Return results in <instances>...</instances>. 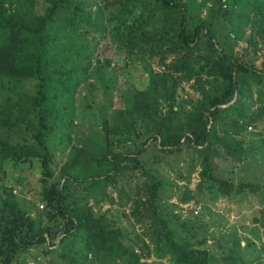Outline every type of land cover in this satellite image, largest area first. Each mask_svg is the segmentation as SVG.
I'll return each instance as SVG.
<instances>
[{
  "label": "trees",
  "instance_id": "trees-1",
  "mask_svg": "<svg viewBox=\"0 0 264 264\" xmlns=\"http://www.w3.org/2000/svg\"><path fill=\"white\" fill-rule=\"evenodd\" d=\"M30 1L42 6L33 20L17 0H0V173L7 163L37 158L41 196L55 226L21 213L12 187L0 180V214L6 217L0 221V264H15L41 244L69 264H165L164 259L219 264L201 241H194L193 219L181 221L173 214L177 205L161 202L169 184L147 170L141 155L152 141L167 153L194 148L202 159L199 193L186 188L179 196L183 203L202 191L217 201L262 189V184L226 177L215 159L221 146L231 149L221 128L259 129L262 121L264 107L258 112L252 107L255 93L264 103V65L256 67L236 47L247 27L255 53L264 44V0H110L119 4L110 28L104 17L99 19L101 8L91 10L90 2L97 0ZM111 34L127 53L155 59L159 70L150 72L146 88H132L124 96L121 129L103 115L102 143L92 140L99 149L95 155L73 142L76 97L96 73L116 69L102 43ZM185 82L198 97L179 98ZM243 143L229 152L233 158L241 159ZM55 146L67 151L64 162ZM142 176L131 186L121 182ZM91 200L120 207L131 203L125 219L142 231L133 235L114 212L96 214ZM238 255L231 254L225 264H245Z\"/></svg>",
  "mask_w": 264,
  "mask_h": 264
},
{
  "label": "rangeland",
  "instance_id": "rangeland-1",
  "mask_svg": "<svg viewBox=\"0 0 264 264\" xmlns=\"http://www.w3.org/2000/svg\"><path fill=\"white\" fill-rule=\"evenodd\" d=\"M25 11L28 18L33 20L35 14L40 12L42 7L38 2L30 0H17ZM110 0H97V4L91 3V10L98 12L99 19L104 17V25L109 24L110 18L118 11L119 4H110ZM106 5V6H105ZM226 7V5L224 6ZM206 11V9H205ZM204 11V14H205ZM140 10H138V13ZM247 33L236 47L238 52L245 53V57L254 62L256 67L264 65V47L261 42L256 48L251 47L247 41L250 33V27H247ZM113 34L102 43L106 46V53L112 57L113 68H107L101 73H96L93 80L86 82L77 94L78 109L75 117L74 143L85 145L88 150L95 155L99 152L98 147L94 146L92 140L95 138L102 143L100 132L101 120L103 115L107 114L110 124L114 129H121L123 125L122 110L120 104L124 101V96L132 88L144 89L149 82L151 71H158V63L155 59L144 55H131L124 49H121L120 43L115 41ZM92 81L97 84L92 85ZM179 98L186 99L188 96L198 97L191 83H183L179 90ZM256 103L252 110L259 111L264 107L260 103L258 96L253 95ZM221 133L225 135L229 146H221L216 150L217 158L215 163L219 172L235 182L250 181L262 184V189L258 193L245 191L242 194H233L231 196H221L217 201H212L206 191H202L196 198L189 202H180L179 196L186 188L199 193L197 185L200 182V171L202 169V159L193 147L185 145L181 150L175 152H164L158 147V141H152L148 149L141 155L145 162L147 170L163 179L169 184V189L163 193L161 202L165 205H177L173 214L179 215L180 220L193 219L195 222L194 241L199 240L213 255L218 257L219 264H225L227 257L237 252L239 257L243 258L245 264H264V113L259 129L255 125L247 126V129L236 131L232 124L221 128ZM243 140V152L241 159L233 158L229 152L235 150L238 141ZM92 143V144H90ZM60 161H65L63 153L67 152L61 149V146H55ZM138 173H140L138 171ZM42 168L40 161L36 158L26 163L15 165L7 163L5 170L0 173V180L7 186L12 187L14 200L17 209L26 216L39 217L42 225H54L50 223L49 216L53 213L43 201L41 193L43 191ZM144 177H128L121 182L127 186L142 181ZM108 191L116 197L117 192L109 186ZM181 194V195H180ZM90 204L96 214L109 211L118 215L125 221L126 227L132 232L140 233V225H132V221H127L125 214H129L131 203L128 206L120 207L117 203L105 200L96 204L91 200ZM3 206L0 197V210ZM196 210L198 211L196 213ZM3 212V211H2ZM1 212L0 221L6 222V217ZM135 226V227H134ZM0 231V244H1ZM240 242V243H239ZM155 257H151L154 260ZM165 264H169L164 259ZM15 264H69L61 259L56 253L48 251L47 244L37 245L22 253Z\"/></svg>",
  "mask_w": 264,
  "mask_h": 264
},
{
  "label": "built area",
  "instance_id": "built-area-1",
  "mask_svg": "<svg viewBox=\"0 0 264 264\" xmlns=\"http://www.w3.org/2000/svg\"><path fill=\"white\" fill-rule=\"evenodd\" d=\"M198 211L196 210V213H197Z\"/></svg>",
  "mask_w": 264,
  "mask_h": 264
}]
</instances>
